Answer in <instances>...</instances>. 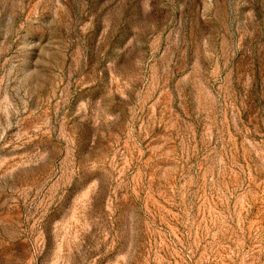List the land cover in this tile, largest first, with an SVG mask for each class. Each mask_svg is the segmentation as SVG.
I'll list each match as a JSON object with an SVG mask.
<instances>
[{"label":"rangeland","instance_id":"obj_1","mask_svg":"<svg viewBox=\"0 0 264 264\" xmlns=\"http://www.w3.org/2000/svg\"><path fill=\"white\" fill-rule=\"evenodd\" d=\"M0 264H264V0H0Z\"/></svg>","mask_w":264,"mask_h":264}]
</instances>
